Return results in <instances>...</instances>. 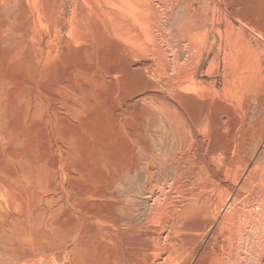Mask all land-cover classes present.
<instances>
[{"label": "rangeland", "instance_id": "1", "mask_svg": "<svg viewBox=\"0 0 264 264\" xmlns=\"http://www.w3.org/2000/svg\"><path fill=\"white\" fill-rule=\"evenodd\" d=\"M152 1L153 31L119 11L122 0H0V264H189L179 242L163 257L150 247L149 228L170 234V223L130 219L158 197L145 165L171 183L169 155L200 120L192 136L211 152L236 143L249 167L264 158V112L240 98L264 91V0H230L259 59L246 90L234 88L242 78L229 76L216 32L209 56L190 36L213 3ZM262 250L251 240L242 264H264Z\"/></svg>", "mask_w": 264, "mask_h": 264}, {"label": "bare ground", "instance_id": "2", "mask_svg": "<svg viewBox=\"0 0 264 264\" xmlns=\"http://www.w3.org/2000/svg\"><path fill=\"white\" fill-rule=\"evenodd\" d=\"M122 3L126 7L115 5L119 11H123L126 16L134 17V19L136 14L141 13L149 19L148 30L153 31L156 25L152 21L154 20V16L157 15L160 7H158L159 4L156 6L152 0H122ZM211 3H213V16L211 15L212 17L210 18L207 16L204 22H202V30L193 32L190 36L194 40V43L202 37L203 46L201 48L204 50L205 56H209L216 41V36H212V33L216 32L220 41L225 46L221 59L224 61L225 68L230 70L229 76L233 78L239 76L242 78V81L239 80L237 84L234 82V88L238 89L240 87L245 89L248 87V81L244 82L247 79L245 72L247 69L259 64V59L250 57L252 53L256 52V48L252 44L253 35L248 34L243 27H237L234 24L236 9L230 0L204 1V4L208 6ZM205 9H207L206 6ZM111 12L109 13L111 14ZM163 12L165 13V11ZM112 15L118 17L117 21L123 18V16H118L117 13ZM253 28H255L254 25ZM155 30L153 34L155 38H158ZM210 37L213 38L212 41H210ZM159 39L161 40V38ZM257 48L259 47L257 46ZM218 50L221 51V46L218 47ZM219 54L220 52L217 55L219 56ZM200 58V61H202L204 57L201 56ZM216 58L215 55L212 63L216 62ZM262 71H264V68ZM261 77H264V74H261ZM229 81L231 82L230 79H227L224 82L229 83ZM247 91L246 93L243 92L244 95L240 97L243 98L246 107L252 105L259 108L260 113L264 112V91L261 94L259 92ZM204 120L206 121V117ZM182 121L184 124H187L185 119H182L180 122L182 123ZM200 122L201 120L192 122L194 131H199L198 125ZM193 128L185 130L186 135L181 136L182 141L174 151L172 150V155H169L170 163L177 167L176 177L171 183L165 185L160 183V186L159 182L157 183L153 180L152 168L147 164L145 165L148 173L146 190L150 194L149 197L155 195L158 197L154 202L152 201L153 204L150 206V212H145L147 214L140 212V214H133L131 212L130 219H136L139 223L157 221L162 223L163 227H165L164 224L166 223L172 225V235L171 232L167 234V232L161 230L157 233L158 230L155 232L151 227L149 228L151 231L148 235V241L150 242V247L158 256L163 257V255L168 253V245L174 246L176 242H179L177 245L179 244L178 246L180 247V257L183 256L185 260L188 259L189 262H187L189 264L195 259L207 264H242L243 251L248 249L251 240L257 238L258 245L263 248L260 258L264 260V229L259 234L253 232L257 225L264 223V158L259 157L255 165L252 168L249 167L250 160L246 159L247 153L242 148H239L235 142V144H227L228 146L223 149L221 147V150L218 149L219 152L217 150L211 152L208 147L209 145L205 146L207 144L204 145L202 143L204 140L202 141L198 137L193 138ZM226 205L227 209L225 213L216 222L222 208ZM256 206L259 208L258 211L255 210ZM128 228L133 231L136 226L134 224ZM140 229L142 230V228ZM166 230L168 231V229ZM144 236L142 237L144 238ZM138 243L140 244V242ZM133 247L132 249L134 250ZM171 250H174V248ZM142 252L145 251L142 249ZM139 254L142 253L139 252ZM151 255L154 256L153 254ZM134 256L136 257V254ZM138 256L140 257V255ZM144 256L148 257L145 254ZM174 258L176 259L177 257L174 255Z\"/></svg>", "mask_w": 264, "mask_h": 264}]
</instances>
